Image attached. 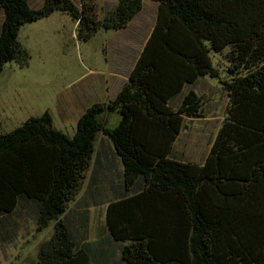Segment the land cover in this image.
Returning <instances> with one entry per match:
<instances>
[{
	"label": "trees",
	"instance_id": "16d2710c",
	"mask_svg": "<svg viewBox=\"0 0 264 264\" xmlns=\"http://www.w3.org/2000/svg\"><path fill=\"white\" fill-rule=\"evenodd\" d=\"M143 1L156 3V19L128 79L84 110L72 136L47 111L0 133V212L30 200L39 230L54 221L33 264H264V0H116L101 14L91 1L0 0V72L27 62L17 38L25 23L61 11L87 41L125 28ZM225 49L223 79L210 53ZM201 77L221 78L228 105L197 163L175 157L172 145L183 117L201 116L192 88ZM108 111L118 114L113 125ZM98 143L111 145L107 167L118 178L100 253L76 238L65 214L101 168L107 152Z\"/></svg>",
	"mask_w": 264,
	"mask_h": 264
},
{
	"label": "rangeland",
	"instance_id": "374dc122",
	"mask_svg": "<svg viewBox=\"0 0 264 264\" xmlns=\"http://www.w3.org/2000/svg\"><path fill=\"white\" fill-rule=\"evenodd\" d=\"M73 1L78 5L91 1L100 14L107 4L115 2ZM40 3L41 0H29L32 7ZM155 15L156 4L143 1L141 10L125 28L100 30L87 41L77 38V23L61 11L21 25L17 38L29 57L25 64L15 60L6 62L0 72V133L9 132L27 118L47 111L54 127L72 136L84 110L92 103L112 99L128 79ZM1 19L0 8V23ZM210 54L220 77L226 78L225 70L230 65L227 50ZM238 71L245 72L246 68L239 67ZM220 77H201L192 85L201 96V116L183 117L181 131L172 145L175 157L201 163L209 151L228 105ZM181 97L182 94L174 103L179 105ZM103 119L107 125H113L118 114L108 111L103 113ZM102 148L107 153L102 151L101 168L91 171L89 177H95L93 183L90 178L86 181L65 212L76 238L92 243L97 253L102 251L100 241L106 236L105 205L114 196L118 184L114 171L108 168L111 161L107 159L114 156L112 147L98 143L97 150ZM53 222L39 230L36 206L30 200H19L9 213L0 212V264H33L40 245L52 236Z\"/></svg>",
	"mask_w": 264,
	"mask_h": 264
},
{
	"label": "crops",
	"instance_id": "0c3cea01",
	"mask_svg": "<svg viewBox=\"0 0 264 264\" xmlns=\"http://www.w3.org/2000/svg\"><path fill=\"white\" fill-rule=\"evenodd\" d=\"M116 1V0H115ZM152 2V1H151ZM115 4V2L112 4V5H109V4H107L106 6H105V8H110V7H112L113 5ZM156 4V3H155ZM156 12H157V5H156ZM155 19H156V15H155ZM155 19H154V22H155ZM154 24V23H153ZM153 27V26H152ZM98 32H100V31H98ZM151 32V31H150ZM148 38V37H147ZM147 40V39H146ZM145 44V43H144ZM142 49V48H141ZM140 52V51H139ZM139 54V53H138ZM138 56V55H137ZM136 59H137V57H136ZM136 61V60H135ZM135 61H134V63H135ZM134 63H133V65H134ZM133 67V66H132ZM132 69V68H131ZM120 89V88H119ZM117 93V92H116Z\"/></svg>",
	"mask_w": 264,
	"mask_h": 264
}]
</instances>
